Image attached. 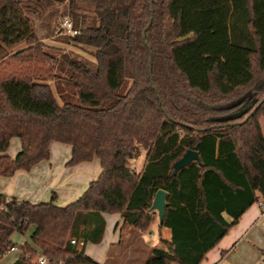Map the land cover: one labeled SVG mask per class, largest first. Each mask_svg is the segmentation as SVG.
I'll return each instance as SVG.
<instances>
[{
    "label": "trees",
    "instance_id": "1",
    "mask_svg": "<svg viewBox=\"0 0 264 264\" xmlns=\"http://www.w3.org/2000/svg\"><path fill=\"white\" fill-rule=\"evenodd\" d=\"M26 1L0 0V178L47 161L52 142L71 147L67 165L97 158L100 172L62 207L54 195L39 204L0 195V259L31 227L12 264H35L37 254L97 264L70 240L99 243L102 214H119L134 230L157 223L170 233L143 264H200L264 203V0H38L62 5L50 10L49 33L68 18L77 34L59 40L93 49L94 61L48 54ZM13 138L21 147L10 158ZM187 150L198 162L173 175ZM159 190L161 223L151 210Z\"/></svg>",
    "mask_w": 264,
    "mask_h": 264
},
{
    "label": "crops",
    "instance_id": "2",
    "mask_svg": "<svg viewBox=\"0 0 264 264\" xmlns=\"http://www.w3.org/2000/svg\"><path fill=\"white\" fill-rule=\"evenodd\" d=\"M17 140L18 142H15L13 146H11L12 142L10 141L5 153L10 158H14L20 151V141ZM142 152L146 155L145 151ZM70 158V146L58 142L50 143L49 159L47 161L37 163L28 172L19 171L10 178H0V195L17 201H27L31 204L46 203L54 195L57 206L62 207L72 203L83 194L89 183L98 176L100 163L97 158H93L89 162H80L70 166L67 165ZM144 164L145 158L144 160L141 158L138 164L137 162H131V167L138 173L142 170ZM252 207L205 255L200 264H217L227 252L232 250L251 231L255 224L254 216L249 214ZM102 218L104 220V230L100 242L97 244L87 243L81 248L83 255L97 264H108L110 261H118L117 264H127L134 257L131 254L129 256L133 249L137 250L139 254L137 264H143L150 256L153 248H161L159 235L163 239H168L170 236L167 229H163L160 234L157 230V223L153 224V226L156 225L155 229L151 226L149 230L142 232L125 225L119 214H102ZM29 229L31 227L27 230ZM147 232L152 234L151 238L146 234ZM92 247H100L101 250L98 252ZM254 249L256 250V258L259 259L256 264H259L264 258V244L259 243ZM15 251L16 249H13L9 253ZM221 252H225L224 256L221 255ZM219 253L220 255H218ZM125 257L126 259H124ZM15 260V255L4 256L0 260V264H12Z\"/></svg>",
    "mask_w": 264,
    "mask_h": 264
},
{
    "label": "rangeland",
    "instance_id": "3",
    "mask_svg": "<svg viewBox=\"0 0 264 264\" xmlns=\"http://www.w3.org/2000/svg\"><path fill=\"white\" fill-rule=\"evenodd\" d=\"M25 6L28 8V11H26V14L33 21L36 36L39 40L43 42V44L45 45V51L48 54H51L53 56H58L64 51H72L86 58L89 61H94L93 56H92L93 49L91 48L80 49L72 45H67L64 42H61V40H59V39H63L65 34L63 32L61 33L62 30L60 31L61 26L59 24L60 22L58 21V19L56 21L57 24H55L57 25V31L55 32V35H52L49 33L48 24L51 23L53 20L52 18H49L50 10L52 8H56L62 11L63 10L62 5L53 4L50 7H46L44 4H42L38 0H30V1L25 2ZM24 47H25V44L21 43L11 48L10 51L12 53H15ZM261 127L264 133V122L262 120H261ZM11 142H12L11 146H13L15 142H18V140L13 139V141ZM139 155L136 157L137 159L135 158L136 160L134 159L132 161V163L137 162L138 164L141 158L144 160L145 153L142 152ZM249 214L250 216H254L255 218V224L252 227L251 231L241 241H239L232 250L227 252L224 258L220 260L217 264H256L258 262L259 259L256 258V250H255L256 248L254 249V247H257L259 243L264 244V228L261 226L262 222H264V218L261 217V211L258 209L256 204H254L253 207L250 209ZM155 226L156 225L153 226V229H155ZM30 234H31V229L27 230L24 233V235L18 232H15L12 236V242L16 247L15 248L16 251L8 253L5 256L15 255L17 259L21 254V250L19 246L23 245L25 242L30 243ZM88 244H92V243H88ZM92 248H95V250L98 252H100L101 250L100 247H92ZM130 254L133 255L134 257L129 262H127V264H137V261L139 258V254L137 250L135 251L133 249L129 253V256ZM218 255H220V253ZM3 257L1 259H3ZM36 257L37 255L32 259L35 264H36ZM124 259H126V257ZM117 263L118 261L108 262V264H117Z\"/></svg>",
    "mask_w": 264,
    "mask_h": 264
},
{
    "label": "water",
    "instance_id": "4",
    "mask_svg": "<svg viewBox=\"0 0 264 264\" xmlns=\"http://www.w3.org/2000/svg\"><path fill=\"white\" fill-rule=\"evenodd\" d=\"M151 20L152 19H150V22H151ZM149 26H150V23L145 28V32L148 30ZM245 112H246V110H244V111H242V112H240L234 116H229L227 118H224L223 120L224 121L232 120L235 117L241 116ZM198 160H199V157H198L197 152H195L193 150H187L182 155V157L173 164L172 174L175 175L180 169L188 166L192 161L198 162ZM166 195L167 194L164 191L159 190L156 192L154 199L152 201L151 210L157 214V218H158L159 223L162 222V219L164 216V209H165V205H166V203H165Z\"/></svg>",
    "mask_w": 264,
    "mask_h": 264
},
{
    "label": "built area",
    "instance_id": "5",
    "mask_svg": "<svg viewBox=\"0 0 264 264\" xmlns=\"http://www.w3.org/2000/svg\"><path fill=\"white\" fill-rule=\"evenodd\" d=\"M61 30L67 36H75L77 34V31L72 26V22L68 18H65V19L62 20ZM5 201L8 202L9 198L5 197ZM255 204L257 205L258 209L261 211V217L264 218V203L261 200H259ZM3 209H4V207L2 205H0V210H3ZM21 223L24 226L26 225V221H22ZM261 226L264 228V222H262ZM146 234L150 238L152 237L151 233L147 232ZM70 244L72 246H74V248L78 252H80L81 248L84 245V242L82 240H78V239L72 238L70 240ZM46 262H47V260H46V258L43 255L37 254V257H36V263L37 264H46ZM259 264H264V258Z\"/></svg>",
    "mask_w": 264,
    "mask_h": 264
}]
</instances>
